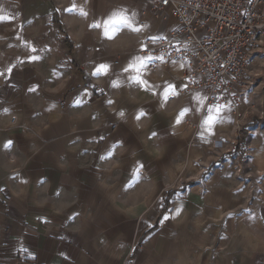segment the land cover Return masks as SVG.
Returning <instances> with one entry per match:
<instances>
[{
  "label": "crops",
  "instance_id": "1",
  "mask_svg": "<svg viewBox=\"0 0 264 264\" xmlns=\"http://www.w3.org/2000/svg\"><path fill=\"white\" fill-rule=\"evenodd\" d=\"M148 9L149 0H0V264L264 255L260 101L239 121V146L251 149L239 173L227 154L238 121L225 109L205 114L204 91L186 89L179 67L151 69L138 49L176 25L162 28ZM121 13L129 24L105 36Z\"/></svg>",
  "mask_w": 264,
  "mask_h": 264
},
{
  "label": "built area",
  "instance_id": "2",
  "mask_svg": "<svg viewBox=\"0 0 264 264\" xmlns=\"http://www.w3.org/2000/svg\"><path fill=\"white\" fill-rule=\"evenodd\" d=\"M148 10L165 21L173 18L176 25L166 36L144 40L138 49L150 57L151 69L179 67L186 89L204 91L205 114L225 109L238 121L227 153L241 154L235 158L240 173L251 149L239 146L244 130L239 121L253 113L255 91L264 80V0H149ZM244 98L249 105L240 112ZM65 105L62 101L59 106ZM257 116L264 120L262 99ZM16 121L12 117L10 124Z\"/></svg>",
  "mask_w": 264,
  "mask_h": 264
},
{
  "label": "snow or ice",
  "instance_id": "3",
  "mask_svg": "<svg viewBox=\"0 0 264 264\" xmlns=\"http://www.w3.org/2000/svg\"><path fill=\"white\" fill-rule=\"evenodd\" d=\"M3 19H5V17H0V20H3ZM120 23H123V24H125V25H128V24H129L128 19H127L122 13H121V14H116V15H114L113 18H111V19H109L108 21H106V22H105V36H108V27H109V25L120 24ZM97 26H99V25H97ZM134 30L138 31V29H134ZM109 38H111V37H109ZM136 63H139L140 66L143 67V60H142L140 57H137V58H136ZM107 70H108V66H107V65H101V66L98 68V71H105V72H106ZM137 70H138V69H137ZM125 71H128V69L126 68ZM138 82L141 83V84H146V83H147L146 81L139 80V79H138ZM169 91H173V92L175 91V89L173 88L172 85H169ZM168 94H169V92H168V91H165L164 96L167 97ZM209 111L211 112L212 110L210 109ZM215 111H216L217 113H219L220 109L217 108ZM187 112H188V109H187V108H185V109H183L181 112H179L178 115H177V117H176V123H180V122H181V119L183 118V116H185V115L187 114ZM119 115L123 116L124 113L121 112V113H119ZM144 115H145V113H144L143 111H141V112L136 116V119L139 120V119H140L142 116H144ZM214 122H215V117H213L212 115H209V116L206 118V120L204 121V123H205L206 125H211V124L214 123ZM151 135H152V136H155V135H156V132L153 131V132L151 133ZM10 144H11V141L8 142V144L6 145V147L10 146ZM141 167H142V165H141ZM229 215H231V214H229Z\"/></svg>",
  "mask_w": 264,
  "mask_h": 264
},
{
  "label": "rangeland",
  "instance_id": "4",
  "mask_svg": "<svg viewBox=\"0 0 264 264\" xmlns=\"http://www.w3.org/2000/svg\"><path fill=\"white\" fill-rule=\"evenodd\" d=\"M173 20L171 19V20H166V22L163 24V26H162V28L163 27H165V26H170V25H172L173 24ZM263 84H264V80H262L259 84H258V87H257V90L255 91V95L256 96H254V100H259V101H261V99L264 101V86H263ZM251 99V98H250ZM244 100H245V102L247 101V98H244ZM248 102V101H247ZM248 106V105H247ZM247 108V107H246ZM243 110H244V108H242ZM258 109H260V107L258 108ZM243 110H241L240 109V112L241 111H243ZM253 115H254V112L252 113ZM258 122H264V120L263 121H258ZM259 124V123H258ZM246 136L248 135V134H245ZM227 154H231V153H227ZM232 155H234V154H232ZM241 155V154H240ZM240 155H238V154H236L235 153V157L233 158L234 159V161H235V158H236V156H240ZM244 165L245 164H243L242 165V169H241V173L243 172V169H245L244 168ZM236 169V168H235ZM254 248H256V247H251V248H246L244 251H239L238 253L240 254L239 255V257H240V260H243L242 258H241V253H244L245 255H246V253H247V251H250V250H253ZM253 264H264V255H261V254H257L256 256H255V259H254V261L252 262Z\"/></svg>",
  "mask_w": 264,
  "mask_h": 264
},
{
  "label": "trees",
  "instance_id": "5",
  "mask_svg": "<svg viewBox=\"0 0 264 264\" xmlns=\"http://www.w3.org/2000/svg\"><path fill=\"white\" fill-rule=\"evenodd\" d=\"M168 201V197L165 199V202ZM166 206V205H165Z\"/></svg>",
  "mask_w": 264,
  "mask_h": 264
}]
</instances>
